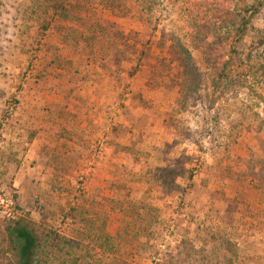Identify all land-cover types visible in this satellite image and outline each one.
<instances>
[{"label": "rangeland", "instance_id": "1", "mask_svg": "<svg viewBox=\"0 0 264 264\" xmlns=\"http://www.w3.org/2000/svg\"><path fill=\"white\" fill-rule=\"evenodd\" d=\"M157 2L0 0V204L38 264H264L262 50L216 89L188 29L217 4ZM179 42L209 83L184 105Z\"/></svg>", "mask_w": 264, "mask_h": 264}, {"label": "trees", "instance_id": "2", "mask_svg": "<svg viewBox=\"0 0 264 264\" xmlns=\"http://www.w3.org/2000/svg\"><path fill=\"white\" fill-rule=\"evenodd\" d=\"M149 4L158 3L157 0H142ZM214 1L217 5L211 10V17L207 25H202L197 18L189 21V36L196 45L197 51L202 53L203 48L226 53L227 61H213L209 54H205V62L212 66L221 64L216 70L212 86L220 89L224 83L229 84L233 77V69H245L254 60V52L262 50L260 55L264 56V34L255 41L252 51L245 59L242 58L240 47L252 30L254 21L264 11V0H204ZM154 3V4H155ZM128 11V9H126ZM210 40H212L210 42ZM191 41V42H192ZM128 48L129 44L127 45ZM182 59L183 82L181 84V104L188 103L191 99L201 96L200 94L208 88V79L198 67L193 53L185 48L182 42L178 43ZM125 51V50H124ZM212 52V51H211ZM124 53V52H123ZM128 56L121 58V63L127 60ZM249 67V66H248ZM250 68V67H249ZM251 69V68H250ZM264 75V64L258 69ZM251 73L246 71V73ZM240 83V81H237ZM205 88V89H204ZM258 99L264 103V93L259 94ZM2 233L3 242L0 248V264L2 259H7L9 264H38L39 257L43 251V236L46 229L36 225L32 219L20 218L17 221L4 225ZM43 230V231H41ZM43 235V236H42ZM76 264V263H74Z\"/></svg>", "mask_w": 264, "mask_h": 264}, {"label": "built area", "instance_id": "3", "mask_svg": "<svg viewBox=\"0 0 264 264\" xmlns=\"http://www.w3.org/2000/svg\"><path fill=\"white\" fill-rule=\"evenodd\" d=\"M8 208L9 207L4 208L3 205L0 204V218L6 221H16L18 215Z\"/></svg>", "mask_w": 264, "mask_h": 264}]
</instances>
